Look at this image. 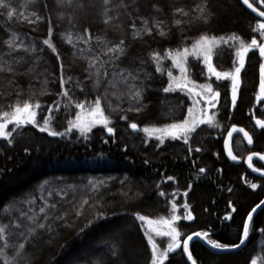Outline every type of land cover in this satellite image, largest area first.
Returning <instances> with one entry per match:
<instances>
[{
  "label": "trees",
  "instance_id": "1",
  "mask_svg": "<svg viewBox=\"0 0 264 264\" xmlns=\"http://www.w3.org/2000/svg\"><path fill=\"white\" fill-rule=\"evenodd\" d=\"M250 2L264 11L260 0ZM232 3L233 23L218 15L204 24L202 17L213 15L219 0H5L7 7H0V115L17 103L38 101L45 113L52 109L50 128L64 132L76 103L99 97L115 131L107 136L96 126L86 136L72 130L53 137L26 125L13 134L12 144L0 139V227L5 229L0 264H134L137 259L151 264L138 216L170 215L174 201L181 213L187 203L194 217L176 222L181 240L207 232L212 240L239 243L247 213L264 198V178L249 173L241 161L228 162L223 138L230 126H242L253 139L251 150L264 153V129L253 128L249 114L259 50L246 57L235 108L231 82L215 81L220 97L212 112L214 126L200 125L188 144L147 141L141 130L184 118L187 97L180 90L163 91L173 70L169 52L191 47L202 34L264 42L254 31L262 21L239 0ZM13 35L15 44L9 45ZM46 39L51 47L43 43ZM235 50L231 42L218 45L213 66L232 70ZM153 53L163 57L160 72ZM187 66L195 79L205 80L199 61L188 58ZM133 85L141 89L139 101L131 95ZM254 113L264 119V109ZM242 145L235 137L233 150L241 160L249 151ZM119 225L127 228L114 231ZM159 242L165 245L167 239ZM123 243L139 246L141 254L128 256ZM189 251L196 264H251L253 258L260 264L264 208L253 216L242 249L214 252L194 240ZM165 264L189 261L180 249Z\"/></svg>",
  "mask_w": 264,
  "mask_h": 264
},
{
  "label": "snow or ice",
  "instance_id": "2",
  "mask_svg": "<svg viewBox=\"0 0 264 264\" xmlns=\"http://www.w3.org/2000/svg\"><path fill=\"white\" fill-rule=\"evenodd\" d=\"M243 5H247L249 9H252L253 12H258L259 17H264V11H260L257 7H254L253 3L250 0H242ZM261 4H264V0H260ZM0 7H7L5 4V0H0ZM203 11V10H201ZM13 12L9 11L8 16L12 17ZM210 16V13L205 14L202 18L204 19L205 23ZM177 24H180V21H176ZM254 31L258 32L261 37H264V22H258L257 27ZM231 41V46L235 47V57L236 59L233 60L234 71L230 72H220L213 66V49L218 47L221 43L228 44ZM69 42L71 39L69 38ZM9 45L15 44V35L13 38L7 42ZM46 45L51 47L49 40H44L43 42ZM123 44V41L120 42ZM238 44V46H237ZM252 49L259 50V56L264 58V42H258V40L253 37L250 43H246L243 39L238 36H229L227 39L220 38L217 39L215 36L209 37L207 34H202L191 46V52L189 48L184 47L183 51H177L175 54L171 52L168 53V56L171 57L173 66L178 68L181 77L176 78L173 76L171 70L168 71L167 75L169 78L168 86L163 89L164 92L175 91L176 89H180L181 91L187 90L189 95L195 94L196 96H202L206 106L215 109L217 103L219 102L220 93L213 89L211 83H207L205 85L199 86L201 88L200 92L196 91V85L194 82L188 80V69L186 67L187 58L189 55L197 56L198 58H202L203 64L206 66L207 72L210 76H214L217 81L221 79H228L231 81V105L233 108L237 106L240 84H241V71L245 68V60L248 56V53ZM34 50V49H33ZM54 50V49H53ZM112 51V49H109ZM123 51V49H121ZM153 60L157 62L156 71H162V68L159 66L160 61L163 57L160 56L159 53H153L152 57ZM259 72H260V83H259V93L256 96L257 101L264 100V62H261L259 65ZM129 75H131L129 73ZM133 80L136 78L133 77ZM63 83V81H62ZM189 83H192L193 86L189 87ZM134 91L131 92V95L139 101L141 99V89L135 88L133 85ZM65 96H68V93H64ZM195 103H201V100H196ZM41 107L40 103L37 101L35 103L30 102L29 100L23 101L21 103H17L15 106H11L12 110L3 113L2 122H0V138L5 139L8 144H12V137L13 134L18 130L23 128L26 125H33L38 128L40 132H45L50 136H64L71 132L73 129L79 131L80 135L86 136L87 133H90L92 129L97 125H103L109 135L114 134L115 129L110 127L111 119L109 116L105 114L104 108L101 106V99L97 97L94 101V106H90L86 108L84 102L76 103L75 108L79 109L75 113V119L68 121V127L64 132H57L54 130H50V120L46 117L43 120L44 126H39L37 123V112L35 109H39ZM137 111L140 109L137 108ZM52 109H49L51 113ZM193 109L191 107L188 108L189 116L183 119L180 122H174L170 124H166L163 127L157 126H145L142 131L147 134L149 138L155 137L159 144H164L166 138H171L172 140L181 139L184 141L185 144H188L189 137L196 132L197 128L202 125L206 124L210 127L214 126L213 122L215 120V114L207 115L204 114L203 118L200 119H190L192 117ZM122 119H126L127 117H121ZM256 124L264 129V120H256ZM9 125H14L11 131H7ZM129 127L132 130H138L137 123H131ZM233 132H243L244 137L247 139V142L251 144L252 137L244 131V129L236 128L233 126L232 130L228 133L229 138H231ZM225 145H228V140L225 141ZM189 151H192L189 148ZM195 151L199 152L200 149L197 148ZM228 155L235 160L236 157L232 155L231 148H228ZM257 155V154H253ZM264 159V156L260 157ZM249 166H251L252 162V155L248 157ZM204 169L201 168L199 170L200 173H204ZM255 171H259V169H255ZM173 177H168V180H172ZM251 187L255 189L257 187L256 184H252ZM189 189H191V185H189ZM231 191V190H230ZM160 195H164L163 192ZM187 196V193L184 194ZM264 201H261L255 208H253L250 212L247 213V219L243 222V232L242 236L239 240L238 244H224L218 242L216 240H212L209 238V234L207 232H193L191 235H188L186 238L181 240L182 233L176 227V222L181 219L180 216L175 215L176 212V204H172L171 212L172 215L170 218H161L159 221H152L143 215H139L138 218L140 221H147L149 228L151 231L155 232V235L158 237H167L168 243L167 247L163 250H158V244L150 232H145V235L148 239V244L151 246V264H165V261L168 260L169 254L174 253L177 249H181L183 253L187 254V258L189 261H192V264H196V261L193 260L192 254L189 251V243L192 241L193 237L203 238L206 242L214 249H220L222 251H229L232 248L238 249L241 245H243L250 234V223L253 220V213L256 212L257 208H259ZM54 207V205H53ZM187 214L183 217L186 220H193L194 217L191 214L189 209V205L185 203L183 205ZM232 211L235 212L236 209L232 208ZM40 212H45V208L41 207ZM45 218H47L45 216ZM229 216H226L225 219H230ZM31 219V217H29ZM153 223H157L164 226V229L161 230L160 228H152L151 226ZM43 227V225H40ZM5 231L4 227H0V233ZM21 247H23L21 245ZM115 254V253H113ZM251 264H258V259L253 258L251 260ZM260 264H264V258H261Z\"/></svg>",
  "mask_w": 264,
  "mask_h": 264
},
{
  "label": "rangeland",
  "instance_id": "3",
  "mask_svg": "<svg viewBox=\"0 0 264 264\" xmlns=\"http://www.w3.org/2000/svg\"><path fill=\"white\" fill-rule=\"evenodd\" d=\"M176 1V0H175ZM219 2H220V4L219 5H217V6H215L216 8H215V10H213L214 11V14L212 15H210L212 18H211V20H214L218 15H221V16H224V17H226L227 19L226 20H228V22H231V23H233L234 22V17L232 16L233 15V11L235 10H233V3H232V0H219ZM203 23L204 24H206L205 23V21H204V19H203ZM231 42V41H230ZM237 46H238V44H237ZM189 48V51L191 52V47H188ZM215 50V48L213 49V51ZM180 51H183V49H181ZM176 52H174L173 54H175ZM188 58L189 59H191V60H194V61H199L200 63H201V65L203 66V68H204V71H205V73H204V77H205V80L204 81H198V77L195 79L194 78V75H193V72L192 71H190V67H188L187 66V63H186V67H187V69H188V73H187V76H188V80L189 81H191V82H194V84L197 86L196 87V91L197 92H200L201 91V88L199 87V86H202V85H205V84H207V83H211L212 84V86H213V89L215 90V85H214V83H215V81H217L216 80V78L214 77V76H210L209 74H208V72H207V69H206V66L203 64V60H202V58H198L197 56H194V55H189L188 56ZM188 58H187V62H188ZM235 59H236V57H235ZM262 62H264V60L262 61ZM173 64V63H172ZM173 70H172V73H173V76L174 77H176V78H180L181 77V73H180V71H179V69L178 68H175L174 66H173V68H172ZM217 71H219V70H217ZM230 71H234V67H233V69L232 70H230ZM230 71H220V72H230ZM221 80H228V79H221ZM229 82H231L230 80H228ZM168 83H169V78H167V86H168ZM193 86V84L192 83H189V87H192ZM230 88H231V84H230ZM176 90H180V89H176ZM260 90V89H259ZM181 91V90H180ZM216 91V90H215ZM182 93H183V95H185L186 97H187V99H188V104H187V107H186V110H185V115H184V118L183 119H185L186 117H188L189 116V114H188V108L189 107H191L192 109H193V113H192V117H190V119H200V118H203L204 117V114L206 113L207 115H213V111L215 110V109H212V108H210V107H208V106H206V104H205V102H204V100H203V98H202V96H196L195 94H193V95H189L188 93H187V90H184V91H182ZM231 93V92H230ZM230 97H231V94H230ZM201 100V103H199V104H197V103H195V101L196 100ZM94 101L95 100H93V101H90V100H88V101H83L84 103H85V106H86V108H88V107H90V106H94ZM37 102V101H36ZM32 103H35V102H32ZM40 103V102H39ZM218 104V103H217ZM22 105V104H21ZM40 105H41V107L39 108V109H35L36 110V112H37V123H38V125L39 126H44L43 125V120H44V118H48L49 120H50V118H49V111L47 112V113H45V111L42 109L43 108V105H45L44 103H40ZM102 106V105H101ZM217 106V105H216ZM12 110V108L11 109H9V110H7L6 112H8V111H11ZM77 111H79V109H76V112ZM75 112V113H76ZM2 119H3V115H0V122H2ZM75 119V114L71 117V119L70 120H74ZM182 119V120H183ZM181 120V121H182ZM180 122V121H179ZM68 125V124H67ZM111 125V124H110ZM109 125V126H110ZM50 126L51 125H49V128H50ZM97 126H100V127H103L104 128V126L103 125H97ZM155 126V125H154ZM14 127V125H9V127H8V129H7V131H11L12 130V128ZM68 127V126H67ZM96 127V126H95ZM157 127H163V126H157ZM144 128V127H143ZM142 128V129H143ZM141 129V130H142ZM50 130H53V129H51L50 128ZM66 130V129H65ZM74 131H76V132H78L79 133V131L78 130H76V129H73ZM105 128H104V133H105ZM131 130V129H130ZM54 131H57L58 132V130H54ZM143 132V131H142ZM70 133V132H69ZM69 133L66 135V136H68L69 135ZM144 133V132H143ZM80 134V133H79ZM145 134V136H146V138H147V141L149 140H152V139H155V137H152V138H149L148 136H147V134L146 133H144ZM0 139H3V138H0ZM166 139H168V138H166ZM169 139H171V138H169ZM172 140V139H171ZM176 140H178V141H180V142H182L183 140H181V139H176ZM175 140V141H176ZM184 142V141H183ZM14 181H11L10 183H13ZM176 201H174L173 203H175ZM172 203V204H173ZM172 204H171V208H172ZM176 204V203H175ZM176 206H177V208H176V212H175V215H178V216H185L186 214H187V212H186V210L185 211H183L182 213L181 212H179V210L181 209L180 208V206L179 205H177L176 204ZM183 208V207H182ZM189 210V209H188ZM192 214V213H191ZM172 215V212L170 213V215H167V216H160V217H158V218H150V217H147L148 219H150V220H152V221H154V222H156V221H159L161 218H170V216ZM139 219V218H138ZM178 222V221H177ZM141 223H142V225H143V227L145 228V230H146V232H150V234L153 236V238L156 240V242H157V244H158V250H163V249H165L166 247H167V243H168V238L167 237H158V236H156L155 235V232H153V231H151V228H149V225H148V223H147V221H141ZM120 227H114L115 228V230L114 231H116V230H125L127 227L126 226H123V225H119ZM152 228H160L161 230H163L164 229V226L163 225H160V224H157V223H153V225L151 226ZM147 237V236H146ZM160 238H166L167 239V242H166V244L165 245H162L160 242H159V240H160ZM148 240V239H147ZM123 246H124V249H123V251L124 252H127V255L129 256V254H131V255H134V254H136V255H140L141 254V248L138 246H133V247H128L127 248V245L126 244H124L123 243ZM150 248H151V246H150ZM127 250V251H126ZM129 253V254H128ZM134 253V254H133ZM134 264H140V262H139V259H137V260H135V263Z\"/></svg>",
  "mask_w": 264,
  "mask_h": 264
},
{
  "label": "water",
  "instance_id": "4",
  "mask_svg": "<svg viewBox=\"0 0 264 264\" xmlns=\"http://www.w3.org/2000/svg\"><path fill=\"white\" fill-rule=\"evenodd\" d=\"M239 1H240L241 5L246 9L247 12H249L252 16H254L255 18H257L258 20L264 22V17H259V16H258V12H253L252 9H249V8L247 7V5H243L242 0H239ZM253 5H254V4H253ZM254 7H256V6L254 5ZM257 8H258V7H257ZM258 9H259L260 11H263V10H261L260 8H258ZM256 120H258V119L255 118V117H253L252 122H253V124H254L257 128H260V127L256 124ZM233 126H235V125H233ZM233 126H231V127L228 129L227 133H226L225 136H224V140H223V152H224V155H225V157H226V159H227L228 162H230L231 164H238V163L240 162V159L234 154L233 149H232V139H233V137H234V136H240V137L242 138V140L244 141L245 145L247 146V148H251V144H252V143L249 144V143L247 142V139L244 137L243 132H233L231 138H229L228 133L232 130ZM235 127L238 128V129L242 128V127H240V126H235ZM242 129H244V128H242ZM133 131H134V130H133ZM135 131H136V130H135ZM244 131L247 132L245 129H244ZM105 133H106L107 136H111V135H109V134L107 133L106 130H105ZM247 133H248V132H247ZM226 140H228V145H227V146L225 145V141H226ZM229 147L231 148L232 155L236 157L235 160H233V159L228 155V148H229ZM254 153L257 154V155H253ZM250 155H252L251 166H249V162H248V157H249ZM261 156H264V154H262V153L252 152V153L248 154V155L245 157V159L243 160V165H244V167L246 168V170H247L249 173H251L252 175H254V176H256V177L264 178V159H261V158H260ZM254 162L258 163V164L261 166V168L256 167V166L254 165ZM255 169H259V171H255ZM261 201H264V198H263ZM258 204H260V202H259ZM258 204H257V205H258ZM257 205H256V206H257ZM256 206H255V207H256ZM255 207H253V208H255ZM253 208H252V209H253ZM263 208H264V204H262L259 208H257L256 212L253 213V216H254L256 213H258V212H259L261 209H263ZM246 219H247V217H246ZM194 240H197V241L201 242L204 246H206L208 249H210L211 251H214V252H233V251H238V250L242 249V248L245 246L246 241H247V239H246L245 243H244L243 245H241L238 249H236V248H232V249H230L229 251H222V250H220V249H214V248H212V247L206 242V240L203 239V238L193 237L192 241H194ZM190 242H191V241H190ZM189 244H190V243H189ZM181 249H182V248H181ZM179 250H180V249H177L174 253H176V252L179 251ZM174 253H173V254H174ZM184 254H185V256L187 257V254H186V253H184ZM187 259H188V258H187ZM188 261H189V260H188ZM189 264H192V261H189Z\"/></svg>",
  "mask_w": 264,
  "mask_h": 264
},
{
  "label": "flooded vegetation",
  "instance_id": "5",
  "mask_svg": "<svg viewBox=\"0 0 264 264\" xmlns=\"http://www.w3.org/2000/svg\"><path fill=\"white\" fill-rule=\"evenodd\" d=\"M264 60V58H261L260 59V62H259V65H260V63L262 62ZM258 83H257V85H256V88H255V90H254V92H253V98H254V100H253V104H252V106L250 107V109H249V114L251 115V119H250V123H251V125L253 126V128H255V129H257V130H259V129H262V128H257L254 124H253V122H252V119H253V117H255V118H257V119H260V120H264L263 118H260V117H256V115H255V110L257 109V108H259V110H263L264 109V100H261V101H257V99H256V96H257V94L259 93V83H260V72H259V67H258ZM233 126V125H232ZM235 126H239V125H235ZM231 127V126H230ZM240 127H242V126H240ZM242 128H244V127H242ZM245 129V128H244ZM247 132H248V130L247 129H245ZM228 131V130H227ZM227 133V132H226ZM248 134L251 136V134L248 132ZM235 137H238L239 139H240V141L242 142V146H244L246 149H248L249 151L244 155V157H243V159L241 160L235 153V155L240 159V161L243 163V160L245 159V157L248 155V154H250V153H252V152H256V153H261V152H259V151H254V150H251V148H252V146H253V142H252V144H251V148H247V146L245 145V143H244V141L242 140V138L240 137V136H234L233 137V139H232V149H233V141H234V138ZM223 140H224V138H223ZM252 141H253V139H252ZM233 152H234V150H233ZM262 154H264V153H262ZM254 165L256 166V167H259V168H261V166L258 164V163H256V162H254Z\"/></svg>",
  "mask_w": 264,
  "mask_h": 264
}]
</instances>
